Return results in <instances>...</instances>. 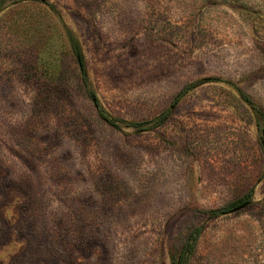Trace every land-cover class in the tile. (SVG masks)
<instances>
[{
	"label": "rangeland",
	"instance_id": "rangeland-1",
	"mask_svg": "<svg viewBox=\"0 0 264 264\" xmlns=\"http://www.w3.org/2000/svg\"><path fill=\"white\" fill-rule=\"evenodd\" d=\"M2 1L0 264H264V0Z\"/></svg>",
	"mask_w": 264,
	"mask_h": 264
},
{
	"label": "trees",
	"instance_id": "trees-1",
	"mask_svg": "<svg viewBox=\"0 0 264 264\" xmlns=\"http://www.w3.org/2000/svg\"><path fill=\"white\" fill-rule=\"evenodd\" d=\"M2 1V0H1ZM4 1V0H3ZM2 1V2H3ZM68 41L70 45V49L76 59V62L79 66V69L81 71V81L86 89V92L92 102L94 103L95 109L99 117L104 120L107 124H109L111 127L117 128V121L123 123L127 127H140L142 125L147 124H154V125H160L162 124L168 116V112H170V109L167 110V112H164L160 114L159 116L143 123L139 122H131V121H124V120H116L112 117H110L99 105L98 101L96 100L94 93L92 90L88 88L87 85V79L83 71V61H82V52L81 47L79 45L78 40L76 37L68 32ZM240 96L242 99L247 102L255 116V127L256 132L258 134V139L261 145L264 148V110L257 104L251 101V99L240 92ZM182 95V92L176 95L174 98V103H176L180 96ZM251 191L245 195H243L241 198L229 203L228 205H225L221 208L212 209V210H200L199 212L203 215H206L209 219H214L232 212H235L239 209H242L245 207L250 200ZM243 206V207H241ZM204 226L202 224L194 226L185 237L183 243L181 244L179 250L175 254H170V264H188L189 259L195 252L197 242L199 237L201 236L203 232Z\"/></svg>",
	"mask_w": 264,
	"mask_h": 264
},
{
	"label": "water",
	"instance_id": "water-1",
	"mask_svg": "<svg viewBox=\"0 0 264 264\" xmlns=\"http://www.w3.org/2000/svg\"><path fill=\"white\" fill-rule=\"evenodd\" d=\"M241 207H243V206H241Z\"/></svg>",
	"mask_w": 264,
	"mask_h": 264
}]
</instances>
